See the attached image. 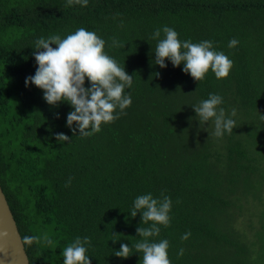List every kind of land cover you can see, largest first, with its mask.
<instances>
[{"label": "trees", "instance_id": "1", "mask_svg": "<svg viewBox=\"0 0 264 264\" xmlns=\"http://www.w3.org/2000/svg\"><path fill=\"white\" fill-rule=\"evenodd\" d=\"M66 3L0 0V186L22 241H53L23 242L29 263L63 264V249L79 236L91 240L92 264H142L136 230L152 222L130 213L138 196L163 191L172 200L170 225H157L159 236L149 239L169 241L172 264H264V0ZM164 26L181 41H212L234 61L228 77L209 70L197 81L183 62L155 64L152 36ZM79 28L103 38L133 76L125 89L131 106L84 138L67 126L70 103L49 105L42 89L25 84L38 67L35 41ZM234 38L239 43L229 48ZM210 94L223 97L226 116L236 109V128L222 138L210 135L214 124H200L193 107ZM60 132L71 140L58 142ZM244 213L257 219L249 234L237 222ZM124 243L132 248L127 258L115 255Z\"/></svg>", "mask_w": 264, "mask_h": 264}, {"label": "clouds", "instance_id": "2", "mask_svg": "<svg viewBox=\"0 0 264 264\" xmlns=\"http://www.w3.org/2000/svg\"><path fill=\"white\" fill-rule=\"evenodd\" d=\"M88 2L89 0H67L66 6L75 4L86 7ZM152 39L158 41L154 52L155 64L166 68V60H170L175 67H179L183 62V71L190 73L197 81L203 80L209 70L217 79L226 78L234 66V61L224 52L215 50L212 41H181L179 33L172 27L164 26L162 30L157 28ZM238 43L234 38L228 46L233 48ZM117 45L118 42L113 40V46ZM105 48L106 41L95 31L85 28H79L65 38L50 35L35 41L34 49L37 51H34L33 55L38 67L34 75L26 78L25 84H34L42 89L43 98L49 105L57 106L61 101L70 103L73 110L67 114V126L73 135H76L78 130L82 138L98 133L102 124L115 121L124 114V109L132 104L131 95L126 94L125 89L131 88L133 76L129 75L125 67L120 66ZM86 78L90 87H85ZM222 103V96L210 94L207 99L193 106L200 124H207L209 121L214 124V131L210 135L217 138H222L225 132L231 134L236 128V121L232 118L237 115L236 109L233 108L230 116H226L225 109L219 107ZM54 135L58 142L71 140L63 132ZM70 184L71 178L65 186ZM171 209V197L163 191L160 198H154L152 193H147L135 199L131 216L136 217L137 213L141 212L142 224L152 222L150 227H138L136 230L142 239L135 243L134 247L136 252L143 254L142 264H172L168 254L169 241L163 239L155 242L149 239L159 236L161 229L157 225H170ZM190 235L191 233L187 232L181 239L187 240ZM113 237V241L119 240L116 234H113ZM42 240L49 246L53 245L52 239L47 235L43 238L39 235L23 237L26 245L39 244ZM90 244L89 237H76L63 249V264H92L86 247ZM131 254L132 248L127 243L121 244L120 250L115 251V255L122 258ZM178 255H184L183 248L179 250Z\"/></svg>", "mask_w": 264, "mask_h": 264}, {"label": "water", "instance_id": "3", "mask_svg": "<svg viewBox=\"0 0 264 264\" xmlns=\"http://www.w3.org/2000/svg\"><path fill=\"white\" fill-rule=\"evenodd\" d=\"M0 264H30L20 232L1 186Z\"/></svg>", "mask_w": 264, "mask_h": 264}, {"label": "rangeland", "instance_id": "4", "mask_svg": "<svg viewBox=\"0 0 264 264\" xmlns=\"http://www.w3.org/2000/svg\"><path fill=\"white\" fill-rule=\"evenodd\" d=\"M256 220H257L256 219V215H251L250 213H244V215L238 217V221L237 222L239 224H241V226H243L247 230V232L249 234V226H248V224L251 223V222L255 223Z\"/></svg>", "mask_w": 264, "mask_h": 264}]
</instances>
